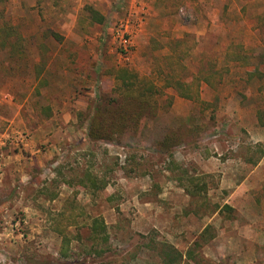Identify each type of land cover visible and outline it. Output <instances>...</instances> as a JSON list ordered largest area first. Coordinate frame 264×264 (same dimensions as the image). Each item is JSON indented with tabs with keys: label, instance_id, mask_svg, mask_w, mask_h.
<instances>
[{
	"label": "rangeland",
	"instance_id": "374dc122",
	"mask_svg": "<svg viewBox=\"0 0 264 264\" xmlns=\"http://www.w3.org/2000/svg\"><path fill=\"white\" fill-rule=\"evenodd\" d=\"M0 31V264H89L96 216L118 264H160L149 239L186 253L208 227L205 264H264V0H0ZM230 46L251 66L227 63ZM186 47L184 79L215 84L200 88L208 106L169 88L139 132L88 138L86 116L113 92L116 68L154 77L155 57ZM172 131L182 139L167 155L158 145ZM205 175L206 197L192 198L189 177ZM224 205L234 219L215 211Z\"/></svg>",
	"mask_w": 264,
	"mask_h": 264
},
{
	"label": "trees",
	"instance_id": "16d2710c",
	"mask_svg": "<svg viewBox=\"0 0 264 264\" xmlns=\"http://www.w3.org/2000/svg\"><path fill=\"white\" fill-rule=\"evenodd\" d=\"M91 18L102 24L105 18L98 11L87 8ZM2 31V30H1ZM0 31V32H1ZM8 36L12 37L11 30L7 31ZM21 39V37H19ZM183 41H177V44H182ZM176 42L172 43V45ZM15 50V46H14ZM189 48L180 51L171 49V55L166 57H155L156 59V76H141L139 73L127 68L118 67L113 71L115 78V87L112 93H104L100 96L99 100L89 110L87 114V121L89 126L88 138L91 141H103L107 143H116L122 140L126 134L137 133L142 127L143 123L149 119L157 117L160 110V98L165 94V90L174 88L178 94L189 101L208 106V103L201 99V85L206 82L209 86H214L210 77H202L200 75L194 76L191 80L187 81L182 76V71H185L184 59L189 55ZM252 55H248L246 49L242 46H230L227 54V63L240 64L242 66H251ZM175 61V63H174ZM168 64V70L165 71L164 63ZM229 69L220 71L218 84H221L225 73ZM259 74V71L250 73V78ZM213 77V76H212ZM261 119V117H260ZM263 122V121H262ZM264 124V122H263ZM195 122L190 124L189 132L195 134L202 130ZM182 139L177 131H172L168 134L164 141L158 145V150L162 153L171 155L173 146L177 145ZM261 156H264V151H260ZM257 159H250V163L257 164ZM208 175L202 177H189L190 183L185 186L186 192L192 198L197 196L206 197L208 187L203 179ZM227 219H234L236 216L235 209L230 205H224L222 208L217 206L215 211H219ZM63 217L73 218V215H66ZM86 239L91 241L90 246L91 255L94 256L93 261L89 264H118L120 254H116L108 247L110 242V234L108 233L107 226L104 220L100 217H92L88 225H86ZM211 227L206 228L193 242V245L186 253L179 251L171 243L149 239L148 243H144L143 248L155 252L160 259V264H205V260L201 259L200 250L206 246L212 236ZM63 237V245L68 246L70 239L65 231H58ZM78 240H83L82 233H78ZM139 252L131 253L132 260L138 258ZM125 261L128 257L122 256ZM80 264H87L80 263Z\"/></svg>",
	"mask_w": 264,
	"mask_h": 264
},
{
	"label": "built area",
	"instance_id": "2783aa9c",
	"mask_svg": "<svg viewBox=\"0 0 264 264\" xmlns=\"http://www.w3.org/2000/svg\"><path fill=\"white\" fill-rule=\"evenodd\" d=\"M132 17H134L133 14H132ZM139 19H136V20H139ZM129 24H130L129 21H126V22L123 21V23H121V25H120V28H122V30H120V31H123L124 30L123 28L125 27L126 33H123L122 37L120 38L121 42L123 44V47H125V49H127L132 44V38H131L132 34H131V32H129V28H130ZM138 25L140 26L139 23H138Z\"/></svg>",
	"mask_w": 264,
	"mask_h": 264
}]
</instances>
